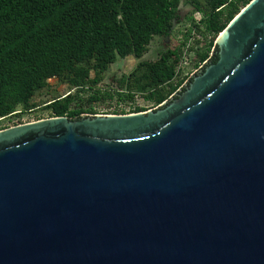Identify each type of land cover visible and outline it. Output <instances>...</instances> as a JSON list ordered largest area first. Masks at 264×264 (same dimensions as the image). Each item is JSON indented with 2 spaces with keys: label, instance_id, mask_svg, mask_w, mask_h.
<instances>
[{
  "label": "water",
  "instance_id": "1",
  "mask_svg": "<svg viewBox=\"0 0 264 264\" xmlns=\"http://www.w3.org/2000/svg\"><path fill=\"white\" fill-rule=\"evenodd\" d=\"M216 46L156 109L0 129V264H264V0Z\"/></svg>",
  "mask_w": 264,
  "mask_h": 264
},
{
  "label": "trees",
  "instance_id": "2",
  "mask_svg": "<svg viewBox=\"0 0 264 264\" xmlns=\"http://www.w3.org/2000/svg\"><path fill=\"white\" fill-rule=\"evenodd\" d=\"M250 1L193 0V12L201 13L200 23L213 35L210 44ZM179 5L180 0H0V120L33 109L31 99L52 78L77 91L48 101L50 116L96 114L93 108L72 107L76 93L96 87L118 59L141 58L155 36L170 35ZM181 52L178 46L157 60L139 61L129 74L113 77L115 94L97 89L90 98L125 101L154 90L156 103L164 102L181 83L174 82ZM197 53L201 61L210 57L209 63L218 58L217 51L212 56L208 50ZM146 110L135 106L112 113Z\"/></svg>",
  "mask_w": 264,
  "mask_h": 264
},
{
  "label": "rangeland",
  "instance_id": "3",
  "mask_svg": "<svg viewBox=\"0 0 264 264\" xmlns=\"http://www.w3.org/2000/svg\"><path fill=\"white\" fill-rule=\"evenodd\" d=\"M193 9V0H180L178 18L174 20L170 35L166 37L155 36L141 58H136L131 55L124 59H118L115 63L111 64L109 69L105 72L103 79L96 87H90L89 85L85 90L76 93V98L72 107H83L84 109L93 108L98 114H113L112 112H121V110L130 112L135 106H142L147 108V110L158 108L163 102L160 104L156 103L158 94L154 90L145 94L136 93L134 99H125V101L120 100L117 96L112 99L106 97L100 100H92L90 97L95 94L97 89H100L101 92L115 94L117 83L113 80V77L118 79L122 75H127L135 68L139 61L157 60L162 52L179 46L182 52L174 82L177 83L181 81V83L170 97L178 96L190 77H195L203 66L210 64V57L201 61L197 51L208 50L211 56L214 55L216 51L218 52L216 40L219 35L215 38L214 45L210 44L213 35L207 30L205 24L200 23L201 13L193 12ZM196 23H199V28L195 26ZM190 28L191 33L188 34ZM92 76H94V73H92ZM69 91L74 93L77 89L72 88L67 82L57 78L50 79L49 85L42 91L37 92L31 99L30 105L34 108L28 110V112L22 114L20 117L13 116L0 120V129L17 125L16 123H18L19 120L22 123H28L50 117L51 110L47 109L45 104L55 97L61 95L65 96Z\"/></svg>",
  "mask_w": 264,
  "mask_h": 264
},
{
  "label": "bare ground",
  "instance_id": "4",
  "mask_svg": "<svg viewBox=\"0 0 264 264\" xmlns=\"http://www.w3.org/2000/svg\"><path fill=\"white\" fill-rule=\"evenodd\" d=\"M225 35H226V34H225V33H223V34H222V37H224Z\"/></svg>",
  "mask_w": 264,
  "mask_h": 264
},
{
  "label": "flooded vegetation",
  "instance_id": "5",
  "mask_svg": "<svg viewBox=\"0 0 264 264\" xmlns=\"http://www.w3.org/2000/svg\"><path fill=\"white\" fill-rule=\"evenodd\" d=\"M207 65H208V64H207ZM207 65H206V66H207Z\"/></svg>",
  "mask_w": 264,
  "mask_h": 264
}]
</instances>
